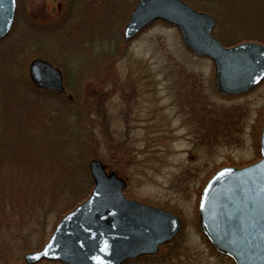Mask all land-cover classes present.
<instances>
[{"label": "rangeland", "instance_id": "rangeland-1", "mask_svg": "<svg viewBox=\"0 0 264 264\" xmlns=\"http://www.w3.org/2000/svg\"><path fill=\"white\" fill-rule=\"evenodd\" d=\"M181 1L213 17L212 35L223 46L264 45L250 4ZM136 2L17 0L0 40V264H27L24 255L89 196L92 160L124 181L125 198L179 221L158 262L131 264H233L200 232L199 196L217 170L259 160L264 79L238 95L218 94L212 62L159 21L125 42ZM30 18L45 28H29ZM33 59L59 70L61 93L27 88L22 79ZM85 153L91 157L83 161Z\"/></svg>", "mask_w": 264, "mask_h": 264}, {"label": "water", "instance_id": "water-1", "mask_svg": "<svg viewBox=\"0 0 264 264\" xmlns=\"http://www.w3.org/2000/svg\"><path fill=\"white\" fill-rule=\"evenodd\" d=\"M15 8L16 0H0V39L12 28ZM154 21L176 28L186 50L212 62L219 94L247 92L264 79V45H221L212 36L213 17L181 0H137L123 40ZM27 71L36 88L63 91L60 72L48 62L33 59ZM259 156L249 166L217 170L199 196L198 228L233 264H264V121ZM88 170L93 183L89 196L60 219L39 250L24 255L27 264H122L153 256L176 237L180 225L173 214L126 199L124 181L100 161H90Z\"/></svg>", "mask_w": 264, "mask_h": 264}, {"label": "trees", "instance_id": "trees-1", "mask_svg": "<svg viewBox=\"0 0 264 264\" xmlns=\"http://www.w3.org/2000/svg\"><path fill=\"white\" fill-rule=\"evenodd\" d=\"M239 2H240V4L241 3H243V4H250L252 7V9L251 10H249L250 12H253V13H255L256 14V20H258V21H261V22H259L258 24H256L255 26L259 29V30H261L260 32L262 33V34H264V6H263V8L261 7L263 4H264V0H261V2L263 3V4H256L254 7H253V5H252V2H253V0H238ZM254 4V3H253ZM246 10V9H245ZM249 11H245L246 13L247 12H249ZM216 13V12H215ZM255 24V23H254ZM24 76H23V83L27 86V88L29 89V90H32V91H36V92H39V94L40 95H46V94H49V93H51V92H49V91H45V90H38V89H36V88H33L32 87V85L29 83V81H28V78H27V76H26V71L24 72ZM58 95V94H57ZM76 113H78V110H77V112ZM82 114V113H81ZM78 115V114H77ZM80 115V114H79ZM207 136H208V134H207ZM208 138H210L209 136H208ZM80 146H81V144L79 143V139L76 141ZM81 157H83V161H86V160H88L91 156H89L88 154H84L83 156H81ZM165 246H167V245H165ZM164 246V247H165ZM169 247V245L167 246V248ZM163 248V247H162ZM160 255H162V254H157L156 256H145V257H141V258H137V259H135L134 261L136 262V263H141V262H149V263H151V262H158V256H160ZM167 255H169V254H167ZM166 255V256H167ZM130 262H132V261H127V262H124V264H131ZM51 263H54V262H51ZM55 264H57V263H55Z\"/></svg>", "mask_w": 264, "mask_h": 264}, {"label": "flooded vegetation", "instance_id": "flooded-vegetation-1", "mask_svg": "<svg viewBox=\"0 0 264 264\" xmlns=\"http://www.w3.org/2000/svg\"><path fill=\"white\" fill-rule=\"evenodd\" d=\"M56 12H61V11H64V8H63V5L62 4H57V8L55 10ZM16 18V10H15V13H14V20ZM63 22L62 21H59V22H55V25H53V30L52 29H49L50 32H55V30L57 29H60L63 25ZM51 25V24H50ZM28 26L29 28H34V29H37L38 27L40 28H45L46 25H38L37 23L34 22L33 19L30 18V20H28ZM38 30V29H37ZM52 67H54L52 65ZM59 71V70H58ZM27 78H28V81L29 83L32 85L33 88H35V86L33 85V83L30 81L29 79V76H28V73H27ZM45 91H49V92H52L51 90H45Z\"/></svg>", "mask_w": 264, "mask_h": 264}]
</instances>
